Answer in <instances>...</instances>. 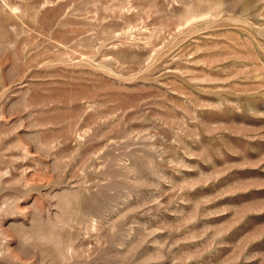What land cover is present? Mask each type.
Wrapping results in <instances>:
<instances>
[{"label": "rangeland", "instance_id": "obj_1", "mask_svg": "<svg viewBox=\"0 0 264 264\" xmlns=\"http://www.w3.org/2000/svg\"><path fill=\"white\" fill-rule=\"evenodd\" d=\"M0 264H264V0H0Z\"/></svg>", "mask_w": 264, "mask_h": 264}]
</instances>
